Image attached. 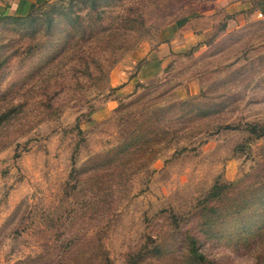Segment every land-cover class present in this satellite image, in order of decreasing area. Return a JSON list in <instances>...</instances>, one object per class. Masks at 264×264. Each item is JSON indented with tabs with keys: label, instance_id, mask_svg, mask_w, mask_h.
Instances as JSON below:
<instances>
[{
	"label": "rangeland",
	"instance_id": "374dc122",
	"mask_svg": "<svg viewBox=\"0 0 264 264\" xmlns=\"http://www.w3.org/2000/svg\"><path fill=\"white\" fill-rule=\"evenodd\" d=\"M261 1L0 19V264H264Z\"/></svg>",
	"mask_w": 264,
	"mask_h": 264
},
{
	"label": "crops",
	"instance_id": "0c3cea01",
	"mask_svg": "<svg viewBox=\"0 0 264 264\" xmlns=\"http://www.w3.org/2000/svg\"><path fill=\"white\" fill-rule=\"evenodd\" d=\"M50 0H0V19L27 15L36 6ZM264 2L261 1V3ZM262 11L264 8H261Z\"/></svg>",
	"mask_w": 264,
	"mask_h": 264
},
{
	"label": "trees",
	"instance_id": "16d2710c",
	"mask_svg": "<svg viewBox=\"0 0 264 264\" xmlns=\"http://www.w3.org/2000/svg\"><path fill=\"white\" fill-rule=\"evenodd\" d=\"M9 18V17H5ZM3 19V18H2ZM9 115L6 113L0 114V123H2L3 120H5L6 117ZM249 133L255 137H262L264 136V126H257V125H251L248 129ZM220 190L214 191L212 196L216 197L219 195ZM190 253L191 255L198 261L204 262V257L200 254L199 250L196 248V243L194 240L190 241Z\"/></svg>",
	"mask_w": 264,
	"mask_h": 264
}]
</instances>
